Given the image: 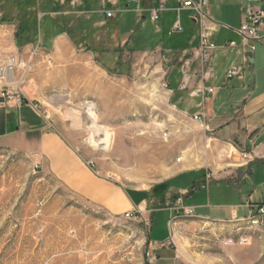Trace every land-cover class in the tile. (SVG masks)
Segmentation results:
<instances>
[{"label":"crops","instance_id":"obj_1","mask_svg":"<svg viewBox=\"0 0 264 264\" xmlns=\"http://www.w3.org/2000/svg\"><path fill=\"white\" fill-rule=\"evenodd\" d=\"M45 1L47 10L37 16L46 21L26 45H17L16 24L0 25L4 54H11L18 64L26 51L43 50L56 66L51 72L56 76L61 72L58 64L73 62L72 47L87 52L89 65L98 62L103 72L113 69L121 57L128 60L156 54L166 62L162 74L169 104L192 121L194 116H201V121L194 123L203 125L208 146L199 149L202 158L198 163L196 155L184 149L188 167L157 183L161 187L122 190L91 172L71 143L32 108L34 101L25 97L18 82L7 89L0 85V146L10 154L31 159L45 177H53L91 203L117 214L133 212L146 222L151 218L150 238L153 215L158 211L150 207L160 205L163 207L159 210L181 216H188L185 213L191 210L196 219L227 223L245 222L264 205V42L245 41L236 32L245 9L255 4L247 0H209L204 9L213 30L209 41L218 49L204 62L197 53L200 30L193 13H177L181 0ZM163 2L165 10L159 21L152 22L150 12ZM107 13L112 17L107 18ZM148 23L152 29L147 30ZM260 35L264 36V30ZM227 43L235 47L224 49ZM231 68L239 69V74L226 80ZM73 73V69H66L67 87H74L79 79ZM208 89L213 93L208 94ZM197 90L204 95L196 97ZM4 92L14 95L13 99L5 97ZM245 154L250 159L243 162ZM185 175L194 180L191 186H184ZM188 201L192 203L184 206ZM224 214L229 220L222 218ZM263 221L264 214L262 225ZM167 228L168 235L161 242H150L162 248L158 260L169 255L165 248L171 237L169 221Z\"/></svg>","mask_w":264,"mask_h":264},{"label":"rangeland","instance_id":"obj_2","mask_svg":"<svg viewBox=\"0 0 264 264\" xmlns=\"http://www.w3.org/2000/svg\"><path fill=\"white\" fill-rule=\"evenodd\" d=\"M151 27L148 23L147 30ZM70 50L73 62L58 64L61 72L56 76L48 53L30 49L18 64L12 62L15 76L0 77V85L7 89L18 82L91 172L128 192L153 186L154 190L161 187L157 183L188 167L184 149L199 162V149L208 146L204 127L169 104L162 58L121 57L113 69L103 72L98 62L89 65L84 50ZM11 58L2 52L0 65ZM66 69L79 78L74 87L66 85ZM84 103L94 105V115L87 114ZM103 131L110 141L106 152L90 144ZM40 171L31 159L0 146V264H264V221L263 228L248 221L214 223L169 214L159 205L149 208L158 210L150 238L151 218L146 222L133 212L131 219L126 212H110ZM182 180L184 186L194 181L191 175ZM222 218L229 220V215ZM168 221L169 255L158 260L162 248L150 242L168 235ZM239 236L248 238L247 245H224Z\"/></svg>","mask_w":264,"mask_h":264},{"label":"built area","instance_id":"obj_3","mask_svg":"<svg viewBox=\"0 0 264 264\" xmlns=\"http://www.w3.org/2000/svg\"><path fill=\"white\" fill-rule=\"evenodd\" d=\"M128 3H132L135 0H126ZM250 3L255 4L253 7H247L244 11V19L241 22L240 27L236 31L237 34L245 41H261L264 42V36L260 35V32L264 30V0H247ZM209 0H181L179 8L177 9V13L181 10H190L194 15V20L198 24L200 33H199V43L197 48V53L201 57L202 61L208 62V56L209 54L218 49V47L211 41H209L211 32L213 31L210 27L211 21L209 16L205 13V7L207 6ZM165 10V4L164 2L161 3L156 9H153L150 12V19L152 22H157L160 19V13H162ZM107 18H111L112 14L107 13ZM175 30L179 31V27L176 26ZM235 47L234 43H227L226 46L223 48H233ZM2 54L1 48H0V55ZM15 61V59L12 57L8 62H6L4 65H0V72H5L6 69H9L11 73H13V67L12 62ZM239 69L237 68H231L227 70L225 76L227 79H232L233 77L238 76ZM6 77H9L6 75ZM5 77V78H6ZM208 94L213 93V89L207 90ZM197 96L204 95V92L202 90H197L195 93ZM4 96L13 99L12 94L4 92ZM18 104H21V99L19 98L17 100ZM32 108L35 111H38V105L33 104ZM194 122L201 121V116H194L193 118ZM250 159V157L245 154L242 155V161L246 162ZM90 165V164H88ZM179 200V199H178ZM180 201V200H179ZM186 215L192 216V211L188 210L185 213ZM264 214V205L262 207H259L255 214H252L250 218H248V223L255 227H262L261 218ZM124 216L131 219L133 217L132 213H124ZM246 221V222H247ZM248 238L244 236H239L237 239H228L224 242V245H233V243L239 244V245H247Z\"/></svg>","mask_w":264,"mask_h":264},{"label":"trees","instance_id":"obj_4","mask_svg":"<svg viewBox=\"0 0 264 264\" xmlns=\"http://www.w3.org/2000/svg\"><path fill=\"white\" fill-rule=\"evenodd\" d=\"M45 0H0V25L16 24V42L19 47L31 41L38 26L46 21L37 14L47 10Z\"/></svg>","mask_w":264,"mask_h":264},{"label":"bare ground","instance_id":"obj_5","mask_svg":"<svg viewBox=\"0 0 264 264\" xmlns=\"http://www.w3.org/2000/svg\"><path fill=\"white\" fill-rule=\"evenodd\" d=\"M6 75L9 76V78L11 79L12 73L9 71V69H6L5 72H0V77L1 78H5ZM84 108H86L87 114L91 115V113L93 114V112L95 111V107L92 103H84L83 104ZM95 113V112H94ZM94 115V114H93ZM101 133V132H100ZM99 132L97 134H100ZM96 134L95 138H92L90 141V144L92 147L98 148L100 151L102 152H106L109 148V138L107 135H105L104 131L101 133L103 138L99 139L98 135ZM101 136V135H100ZM180 160H177V162H179Z\"/></svg>","mask_w":264,"mask_h":264}]
</instances>
